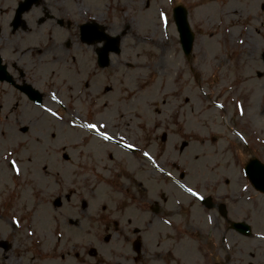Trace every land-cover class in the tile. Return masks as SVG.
Masks as SVG:
<instances>
[{
    "label": "rangeland",
    "instance_id": "374dc122",
    "mask_svg": "<svg viewBox=\"0 0 264 264\" xmlns=\"http://www.w3.org/2000/svg\"><path fill=\"white\" fill-rule=\"evenodd\" d=\"M18 2L0 0V50L45 98L36 107L0 83V264H264V195L242 170L264 161V0H42L14 30ZM176 4L195 32L187 58ZM92 17L122 35L108 69L79 39ZM61 104L62 120L43 112ZM97 121L136 152L80 126ZM223 205L253 226L249 237Z\"/></svg>",
    "mask_w": 264,
    "mask_h": 264
},
{
    "label": "snow or ice",
    "instance_id": "6c2138e0",
    "mask_svg": "<svg viewBox=\"0 0 264 264\" xmlns=\"http://www.w3.org/2000/svg\"><path fill=\"white\" fill-rule=\"evenodd\" d=\"M171 2V0H169V3ZM157 22L159 25L163 26L165 29L167 28L168 26V18L166 16V13L164 11H159L158 14H157ZM94 39L95 40H103L105 41V45H104V48H106L109 44H111V41H108L107 37L104 36L102 34V30L101 32L99 33H96L95 36H94ZM240 44H244V41L243 40H240L239 41ZM101 51H103V49H101ZM55 54V53H54ZM262 56H264V52L261 53ZM51 99L52 100H56V95L53 94L51 96ZM237 109L239 110L240 112V115L243 116L244 113H243V110L241 109V106L239 105V103H237L236 105ZM216 108H223V105L221 104H216ZM43 112L45 113H48L51 117L55 118L56 120H62L63 118L60 117L57 112L55 111H52L51 108H43ZM72 126H75V120L73 119L72 121ZM81 127L83 128H86L88 129L91 133H93L100 141H104V142H111L114 138V134H110L107 130V126L105 123L103 122H89V123H86V124H82L80 125ZM238 137L240 136V133H237L236 134ZM241 139H243V137H240ZM121 140H123V136H121ZM123 148H126V149H132L133 148V145L132 144H128V143H124L121 145ZM9 155H11V153H9ZM143 155L145 156V158H147L149 161H152V157L147 153H143ZM11 167H12V170L16 173V175H19L20 174V170L19 168L17 167L16 163L13 161L11 162ZM153 167H156L157 170H160L162 171V169H160L156 164L155 162L153 161ZM180 187L186 192L188 193V195L190 197H193L195 200L197 201H201L204 199L203 195H201L198 191L194 190L192 187H185L183 184L180 185ZM247 189H242V191H246ZM179 203V201H178ZM207 222L209 224L212 223V218L211 217H208L207 219ZM11 223L13 225H16L17 227L19 226V223L18 221L13 218L11 220ZM170 222L168 220H164V224H169ZM29 236L32 235L31 232L28 233ZM261 239H264V236L260 237Z\"/></svg>",
    "mask_w": 264,
    "mask_h": 264
},
{
    "label": "water",
    "instance_id": "95a60500",
    "mask_svg": "<svg viewBox=\"0 0 264 264\" xmlns=\"http://www.w3.org/2000/svg\"><path fill=\"white\" fill-rule=\"evenodd\" d=\"M36 0H26L24 3H21L18 12L21 14L24 10L29 9L32 5L31 3ZM174 16L180 32V41L182 43V49L186 55L191 53L193 47L194 34L190 28L189 21L187 19V10L183 7L174 8ZM108 48L100 52L101 56H105ZM5 71L0 67V75L6 77L4 74ZM9 80V77H8ZM23 89L29 94V96L34 99L37 98L38 93L32 88L25 86ZM246 174L248 175L251 182L259 190L261 189L264 192V164L261 163L259 159H252V161L245 168ZM233 227L239 229L241 232L247 233L249 227L245 226L243 223H234Z\"/></svg>",
    "mask_w": 264,
    "mask_h": 264
},
{
    "label": "flooded vegetation",
    "instance_id": "af4514ba",
    "mask_svg": "<svg viewBox=\"0 0 264 264\" xmlns=\"http://www.w3.org/2000/svg\"><path fill=\"white\" fill-rule=\"evenodd\" d=\"M57 110L58 111L65 110V106H59V107H57Z\"/></svg>",
    "mask_w": 264,
    "mask_h": 264
}]
</instances>
